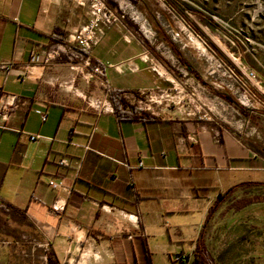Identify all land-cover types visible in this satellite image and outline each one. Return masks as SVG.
<instances>
[{
  "label": "crops",
  "instance_id": "crops-1",
  "mask_svg": "<svg viewBox=\"0 0 264 264\" xmlns=\"http://www.w3.org/2000/svg\"><path fill=\"white\" fill-rule=\"evenodd\" d=\"M90 15L0 0V264H191L220 205L264 190L247 128L263 113L181 67L159 30L166 57L122 19L78 49L65 36ZM111 92L141 117L119 118Z\"/></svg>",
  "mask_w": 264,
  "mask_h": 264
},
{
  "label": "rangeland",
  "instance_id": "rangeland-1",
  "mask_svg": "<svg viewBox=\"0 0 264 264\" xmlns=\"http://www.w3.org/2000/svg\"><path fill=\"white\" fill-rule=\"evenodd\" d=\"M120 20L158 45L168 39L195 77L208 85L242 87L229 98L256 116L255 147H264V0H106ZM167 3H170L171 6ZM160 40V41H159ZM158 51L170 52L162 42ZM252 71L262 82L247 79ZM246 87L254 91L257 102ZM230 109V108H228ZM235 195L206 222L204 252L213 264H264V190L248 205ZM242 206V207H241Z\"/></svg>",
  "mask_w": 264,
  "mask_h": 264
},
{
  "label": "built area",
  "instance_id": "built-area-1",
  "mask_svg": "<svg viewBox=\"0 0 264 264\" xmlns=\"http://www.w3.org/2000/svg\"><path fill=\"white\" fill-rule=\"evenodd\" d=\"M78 5L88 6L91 11V15L87 18L86 23L76 31L67 33L65 39L69 41L70 44H73L78 49H89L91 46L95 45L100 38L101 31L103 27L109 25L112 22H119V15L116 13L115 9L110 7L106 0H71ZM95 72L98 74L101 70L96 67ZM244 76L250 81L255 83L262 82L261 79L248 69L240 70ZM42 121L45 120V115L40 113ZM34 136L30 137V140H33ZM264 168V164H263ZM59 183L49 182V187L52 189L58 188Z\"/></svg>",
  "mask_w": 264,
  "mask_h": 264
},
{
  "label": "trees",
  "instance_id": "trees-1",
  "mask_svg": "<svg viewBox=\"0 0 264 264\" xmlns=\"http://www.w3.org/2000/svg\"><path fill=\"white\" fill-rule=\"evenodd\" d=\"M171 6L170 3H167ZM172 7V6H171ZM171 48L174 49L172 43L169 42L168 44ZM111 99H112V102H113V105H114V112L115 114L121 118V117H125L127 119H130V120H135V119H138L140 117H138L134 110L132 109L131 112H127V111H124V107H128V103L126 101V99L124 97H122L121 95H119V93L117 92H111ZM232 190H228V192H231ZM224 200V195L222 194H219L218 195V198H217V201L214 202L211 207H210V213L213 212L214 210L217 209V206H218V203H220L221 201ZM200 250L196 249L195 251V254H194V260L191 261V264H203V261L204 259H208L207 257V254L202 250L201 246L199 248ZM198 253H200L198 255Z\"/></svg>",
  "mask_w": 264,
  "mask_h": 264
}]
</instances>
